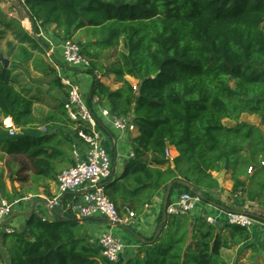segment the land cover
<instances>
[{"label":"trees","instance_id":"obj_1","mask_svg":"<svg viewBox=\"0 0 264 264\" xmlns=\"http://www.w3.org/2000/svg\"><path fill=\"white\" fill-rule=\"evenodd\" d=\"M23 3L36 37L53 27L55 36L63 41L82 30L84 42L95 39L94 46L101 51L123 40L126 53H119L118 60L105 68L90 61L92 55L84 42L77 43L89 57L88 106L92 108V100L97 99L96 104L111 116L129 118L138 132L131 141L134 157L120 179L104 185L105 195L121 216L128 211L140 215L159 191L177 179L188 181L196 192L175 183L168 203L177 190L198 193L209 203L203 197L206 193L201 195L198 190L218 187L212 174L221 173L226 165L234 192L246 186L255 195L264 190V0ZM35 36L16 35V46L6 44L9 66L4 68L0 62V114L16 132L9 137L0 131V147L9 156L27 160L30 184L38 185L39 180H54L51 160L66 156L82 141L63 102L36 117L33 106L38 98L10 78L12 72L30 66L44 76H54L51 84L66 96L55 69L43 57L46 43ZM98 76H113L121 86L110 90ZM126 77L135 80V87ZM242 114L258 117L259 127L237 122ZM224 120L237 123L226 126ZM42 126L46 132L35 130ZM98 127L106 131L102 122ZM168 146L178 153L172 161L166 156ZM147 154L150 163L143 160ZM251 171L248 182L242 180ZM18 180L26 193L22 196L21 190L16 191L19 198L36 194L25 186V178ZM65 217L67 221L48 222L34 213L19 232L6 233L9 264H228L221 250L250 238L244 228L226 224L216 231L204 219L188 216H167L162 223L161 211L158 236L154 239L155 231L142 238L136 255L113 263L90 242L83 223Z\"/></svg>","mask_w":264,"mask_h":264},{"label":"crops","instance_id":"obj_2","mask_svg":"<svg viewBox=\"0 0 264 264\" xmlns=\"http://www.w3.org/2000/svg\"><path fill=\"white\" fill-rule=\"evenodd\" d=\"M2 12V11H1ZM12 13H8V17L12 18L14 21H16L18 29H11L9 28V33L10 35H15V34H22V32H27L30 33L29 31L31 30L32 26L28 21H19L17 15L16 17H12ZM5 14V12H4ZM1 16V13H0ZM23 28L21 30V27ZM1 30V29H0ZM1 32V31H0ZM49 33L53 32V27L49 28ZM34 36V35H33ZM51 38L50 36H48ZM15 44H12L13 46H16V40L14 41ZM10 50V48H8ZM6 53V51H5ZM8 53V52H7ZM0 54L5 56L3 52ZM8 55V54H7ZM48 63L51 65V62L46 59ZM59 61V60H58ZM63 69H61L62 72ZM27 71V72H26ZM25 72L31 77V81L28 82V87L26 86V76ZM57 73V71L55 70ZM80 72V71H79ZM62 74L72 77V78H77V72H72L68 73L63 72ZM27 75V76H28ZM11 76H13V79L16 80V82L27 89L29 92L30 90H36L37 93H42L46 96H49L51 101L49 105V109L45 108L47 111L50 110V107L52 105H57L59 102H63L65 97L63 95V91L61 92L60 89L51 84V81L53 80L54 76H44L38 72H35L32 70V68L29 66L27 67L26 70H22L21 68L17 69L16 71L12 72ZM28 76V77H29ZM27 77V78H28ZM99 77V76H98ZM97 77V78H98ZM100 78V77H99ZM127 81L131 83L130 80H133L129 77H126ZM101 82L105 84L110 90H116L118 89L121 85L120 83L116 82L113 76H109L107 78H100ZM135 81V80H134ZM80 83H81V89L82 93L84 94V97L87 101L88 98V92L90 89V84H91V77L89 75H86V77L80 76ZM32 95V94H31ZM55 102V103H54ZM46 103L45 97H39L38 98V104L43 106L42 104ZM95 99L92 100V108H94V111L96 113H100L99 110L101 109V106L96 104ZM34 111L36 110L37 106L34 105ZM35 114V113H34ZM45 116V115H44ZM37 117H43V116H37ZM104 129L106 131H102L101 129V145L105 148L107 153L109 154L111 161H112V171H111V178L108 181L110 182H115L118 179H120L123 170L131 158L130 153L132 152V145L131 141L132 139L138 134L137 129L133 130L132 132H127V133H118L116 130L113 129V127L110 125L109 121L106 118H101ZM128 121L131 122V120L128 118ZM237 122H245L248 123L252 126L259 127V119L256 116H249L246 114H242L240 118L238 119ZM237 122H233L230 120H224V125L226 126H233ZM2 116L0 114V129L7 133L6 130L2 128ZM0 130V131H1ZM36 131L40 133L46 132V126L39 127L35 129ZM70 131H73L72 128L69 129ZM1 131V132H2ZM66 131V129H65ZM69 133V132H68ZM70 135V134H69ZM71 137V135H70ZM75 147V150L80 154L83 155L84 151V145L82 143H78ZM73 147V148H74ZM167 150L169 151V157L168 160L172 161L174 158L178 156V153L176 149L173 146H168ZM74 149L72 152L67 151L66 156H58L54 159L51 160L52 165L54 166L55 173L52 172V174L55 176L54 180H39V184H30V177L32 175V172L30 170V165L27 162V160H24V165H25V174L26 178L25 180L28 181V183L25 186H28L30 190H36V194H28L27 196L30 197V201L26 203H21L19 206L15 207L13 210V213H22V212H27L29 211L30 205L34 199H40L43 201H46L47 199H51L54 197L57 192H58V185L56 178L57 176L63 172L64 170L68 169L71 167V161L74 160L75 158L73 155ZM7 156V154L3 151V145L0 147V158ZM9 156V155H8ZM7 158V157H6ZM150 154H147L143 160L147 163H150ZM20 167H18L19 171L21 172V164H19ZM263 165V164H262ZM1 166V162H0ZM167 164L162 166L161 169L164 170L167 168ZM1 168V167H0ZM224 173L220 179H217V177L221 174ZM219 174L213 173V177H215L218 180V187L213 188V189H199L198 192L199 194L202 192H205V196H203L205 199L210 200V202H205L204 200H199L197 201L195 205V210L197 209V213H191L189 215H186L188 217H191V219H206V217H213L217 219L218 223L213 227L216 231H219L220 229L223 228L225 223V213L228 211H233V212H240V213H245L248 215H260L264 217V190L260 192L258 195H255L254 193L250 192L249 186L244 187L241 189L240 193L234 192L233 191V182L231 180V171H222ZM252 171L248 174V176L243 177L242 180L245 182H248V179L252 176ZM19 178H16L18 180ZM7 180H3L5 183ZM16 191H20L23 189L24 184L22 182L14 181L13 182ZM107 183V184H108ZM6 190L9 192L10 191V182L8 180V183H5ZM12 190V188H11ZM182 192L180 191H175L172 197H175L179 195ZM82 191L79 192H73V193H68L64 195L63 201L68 202L71 201L73 198L74 199H80L82 196ZM163 194L164 191H159L156 196L154 197L153 201L145 206L143 208V211L140 215H134V218L132 220V224L128 227H119V226H114L111 225L109 222H89V223H83L85 226V230L88 234V239L90 240L91 243L95 244L97 246V239L99 235L102 232H111L118 238H120L124 245L125 249L122 254L121 260H126L134 255L137 254L138 249H139V244L140 241L137 239V237L142 238H149L153 235V233L156 231L157 228V219L159 216V213L162 211V199H163ZM257 196V198L255 197ZM171 197V198H172ZM9 198L7 197H2L0 200H4ZM199 204V205H198ZM43 206L44 212L42 214L37 213V215H41L45 218L46 221L52 222L55 219H59L58 217H54L51 214H49V211L46 208V205L43 203H38L36 207L38 206ZM39 208V207H38ZM38 208H35L38 209ZM194 210V211H195ZM55 212L59 215H61L62 218L67 219L64 215V213H60V209L55 210ZM12 213V214H13ZM35 213V211H34ZM100 219H104L99 217ZM15 221L18 224V228H12L8 227L5 229H10L13 231H20L26 222L25 218H16L10 221L8 224L11 222ZM258 223L254 226L253 229L249 230L250 233V238L246 243H242L232 249H224L221 250V255L222 257L228 262V264H264V222L257 220ZM7 224V225H8ZM6 225V226H7ZM5 226V227H6ZM134 233V234H133ZM6 232H4L2 229H0V256H1V262L0 264H9V252L7 249V246L5 244V238L4 235ZM8 234V233H7ZM143 241V240H142ZM98 247V246H97Z\"/></svg>","mask_w":264,"mask_h":264},{"label":"built area","instance_id":"obj_3","mask_svg":"<svg viewBox=\"0 0 264 264\" xmlns=\"http://www.w3.org/2000/svg\"><path fill=\"white\" fill-rule=\"evenodd\" d=\"M19 1L22 5L24 4L23 0ZM43 35V32L40 31L38 36L43 37L47 45L44 55L57 71L60 84L66 92V102L63 103L64 109L69 120L75 124L74 130L84 145L83 155H80L74 147V165L57 176L58 192L54 197L46 200V208L49 214L52 213V210L60 209V213L74 219L101 217L111 225L128 227L132 224L134 213L128 211L126 215L121 216L104 192V185L111 178L112 161L101 145V132L98 125L99 122H102L101 118H106L113 129L122 134L132 132L136 127L127 118L113 117L107 110L102 108L98 114L94 111V108H90L76 78L62 74L66 72V69H76L73 72H83L90 68L89 61L82 54L80 46L71 39L60 41ZM61 69H63L62 72ZM95 102H97V99H95ZM2 126L10 136L13 137L16 134L9 120L2 119ZM166 156H170L168 150H166ZM130 157H133V153H130ZM79 191L83 192L79 200L73 198L68 202L63 201L64 195ZM199 200L200 198L197 195L194 196L189 191H182L179 195L170 199L166 214L175 217L189 215ZM29 201L30 197L28 196L1 200L0 223L13 213L15 207ZM37 216L45 221L43 216ZM205 221L210 226L218 223L217 219L213 217H206ZM225 223L249 231L254 228L258 221L248 214L228 211L225 213ZM5 232L8 234L14 233L10 229H5ZM97 246L100 254L113 263L121 260L125 249L123 241L108 231L99 235Z\"/></svg>","mask_w":264,"mask_h":264},{"label":"rangeland","instance_id":"obj_4","mask_svg":"<svg viewBox=\"0 0 264 264\" xmlns=\"http://www.w3.org/2000/svg\"><path fill=\"white\" fill-rule=\"evenodd\" d=\"M4 12H5V14H4ZM12 12H14L13 13L14 15H12V17H16L15 16L16 12L11 9L9 0H0V13H1V16H0V29H1L0 30L1 31L0 32V51H1V53L3 52L4 55L6 54V56H7V54L10 51L8 49V47H7L6 44L9 43V42H12V43L15 44L14 41H15L16 35H18V34H15V35L8 34L9 33V28L11 30L12 28L13 29H16L17 28L18 29V27H19V25L17 27V24L18 23L16 21H14L12 18H9L8 15H7L8 13H12ZM7 25H9V26H7ZM263 27H264V25H263ZM22 29L23 28L21 27V30ZM29 32H30V34L34 35L32 28H31V30ZM55 35L56 34L53 33V32H51V33L47 32L43 36H46V37L50 36V37H53V38H56L57 40H59ZM37 37H40V36H37ZM85 37H86V33L83 32L82 30H78V31L74 32L73 36L71 37V40L73 42H75V43L83 44ZM40 38H42L44 40L43 37H40ZM44 42H45V40H44ZM94 44H95V39H91L89 42H87V41L84 42V45L87 47L88 52L90 53V55H92V58H90V61L91 62H94L95 64H97L99 66H101L102 68L108 67L109 65L115 63L118 60V54L119 53H124V54L126 53L125 49L123 48V40L122 39L119 40V44L118 45H113L108 50H104V51L98 50L94 46ZM5 51H6V53H5ZM43 57L45 59H47L44 54H43ZM73 70H76V69H66V71L69 74L72 73ZM26 72H25V76H26V79L27 80H26L25 84L28 87L29 86L28 85V82L31 81V77ZM11 74H10V78L13 79V76H11ZM86 75H88L86 73V71L77 72V78H76V80H77V82L79 83L80 86H81L80 76L82 78V76L86 77ZM103 78H107V77H103ZM130 81H131V84L132 85H134V86L136 85V82L134 80H130ZM30 94H32L36 98L45 97V99H46V103L42 104L43 106L39 105L37 102L35 103V105L37 106V108L34 111V113H35L34 115L36 117L37 116H44V115H46L49 111H51V109H53V107H55V105H52L50 107V110L47 111L45 108L49 109L48 103L49 104H50V102L53 103V101H51L50 97L49 96H46V95H44L42 93H37L36 90H30ZM48 100L50 102H48ZM34 107L35 106H33V109H34ZM2 133L5 134L4 131H2ZM7 134H8L9 137H12V136L9 135V133H7ZM0 162H1V166H0L1 167L0 168V199L4 195H7L10 200L11 199H17V198H19L18 195H17L18 193L16 192V190H14L12 188V185L15 186V187H17L13 183L14 181H18V180H16V178H19V177L26 178V174L24 173L25 171L23 170L24 172H20L19 169H18V167H20L19 164H21V167H23V164H24L23 157H12V156H8L7 155V156H4V157H1L0 158ZM4 179L7 180L5 183H8V180L10 182V186H11L12 190L10 188V191L9 192L6 190L5 183L3 182ZM20 192H21L20 194H22V196L26 194L25 192H22V190ZM38 207H36L38 209L35 210V214L36 215H37V213L42 214L44 212V209H45L42 205L41 206H38ZM194 210H195V208H194ZM194 210L191 213L198 214L197 213V209L195 211ZM16 218H21L22 219V217H16ZM16 218H14V219H16ZM8 227H12V228H16L17 227L18 228V224L15 221H13L10 224H8L5 228H8Z\"/></svg>","mask_w":264,"mask_h":264},{"label":"water","instance_id":"obj_5","mask_svg":"<svg viewBox=\"0 0 264 264\" xmlns=\"http://www.w3.org/2000/svg\"><path fill=\"white\" fill-rule=\"evenodd\" d=\"M9 3H10V6L15 10L19 21H28L31 26L33 25V20L31 18V16L28 14V12L26 11V9L24 8V5H22L19 0H9ZM33 34L35 35L34 31H33ZM0 62L3 64V67L4 68H7L9 66V61L3 55H1V54H0ZM65 102H66V100L64 99L63 103H65ZM227 169H228V165L225 166L224 171H227ZM223 174L224 173H221L217 177V179H220V177H222ZM175 183L176 184H179L180 186H182L185 189H188L189 191L196 192V188L192 184H190L188 181H186V180H179V179H177V180H174L171 183H169L166 186V188H165V191H164V194H163V199H162V206H161V208H162V223L167 218L166 208H167V205H168V200L170 198L172 186ZM196 195L198 196V193H196ZM38 203H43L44 205H47V202L46 201H43V200H40V199H34L32 201V203H31V205H30L29 211L22 212V213H13V214H11L7 219H5L2 223H0V229H2L5 232V226L10 221H12L14 218H16V217H22V218H25L26 220L29 219L34 214L36 205H38ZM52 215L54 217H58L59 220H61V221H67L66 219L62 218L60 214L58 215L55 212V210H52ZM249 216H251L252 218H254L256 220H259V221L264 222V217H262L260 215H249ZM71 221L80 222V223H89V222H98V223H101V222H108L106 219H100V218L72 219ZM162 223H160L158 225V228L156 230V234H155L154 239L158 236V234L160 232V229H161ZM137 239L140 242H144V241H142L140 239V237H137ZM32 241H34V240H32Z\"/></svg>","mask_w":264,"mask_h":264}]
</instances>
